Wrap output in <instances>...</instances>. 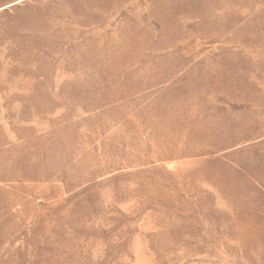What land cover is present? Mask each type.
I'll use <instances>...</instances> for the list:
<instances>
[{"label": "rangeland", "instance_id": "obj_1", "mask_svg": "<svg viewBox=\"0 0 264 264\" xmlns=\"http://www.w3.org/2000/svg\"><path fill=\"white\" fill-rule=\"evenodd\" d=\"M0 264H264V0H0Z\"/></svg>", "mask_w": 264, "mask_h": 264}]
</instances>
